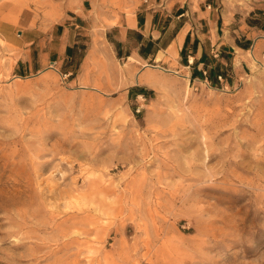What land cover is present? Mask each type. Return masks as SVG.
Instances as JSON below:
<instances>
[{
  "label": "rangeland",
  "instance_id": "1",
  "mask_svg": "<svg viewBox=\"0 0 264 264\" xmlns=\"http://www.w3.org/2000/svg\"><path fill=\"white\" fill-rule=\"evenodd\" d=\"M151 1L66 20L73 65L17 76L0 56V264H264V0H209L211 43L249 45L213 81L116 58L109 27Z\"/></svg>",
  "mask_w": 264,
  "mask_h": 264
},
{
  "label": "crops",
  "instance_id": "2",
  "mask_svg": "<svg viewBox=\"0 0 264 264\" xmlns=\"http://www.w3.org/2000/svg\"><path fill=\"white\" fill-rule=\"evenodd\" d=\"M95 1L0 0V56L11 60L9 69H12L13 74L42 73L46 70L42 68L47 62L59 68L61 58L64 59L67 53V63L73 65V49L78 41L72 39V29L68 31L64 28L65 21L73 20V25L80 27ZM128 8L124 10L129 11H121L120 19L109 27V33L116 31L118 35L110 43L118 60H135L142 67L139 69H146L152 62L166 65V58L172 57L177 68L171 70L190 74L192 79H216L229 71L225 69L228 65L225 54H233L234 49L245 50L238 46L243 41L237 38L234 39L235 45L230 46L228 51L220 37H215V44L211 43L212 39L206 36L208 32L205 28L211 27L218 35L221 28L220 15L212 9L209 0H152L148 7L136 5ZM172 9L175 12H170ZM40 19L57 26L61 34L38 37L33 31L18 29L24 23L29 25ZM121 21L123 25H120ZM199 26L202 27L200 31ZM115 43L120 44V57ZM185 46L186 55L183 57ZM77 49L80 51L79 47ZM51 58L58 60L51 61Z\"/></svg>",
  "mask_w": 264,
  "mask_h": 264
},
{
  "label": "trees",
  "instance_id": "3",
  "mask_svg": "<svg viewBox=\"0 0 264 264\" xmlns=\"http://www.w3.org/2000/svg\"><path fill=\"white\" fill-rule=\"evenodd\" d=\"M263 15H264V12H263ZM251 21H249L250 25L252 27H258L260 26L261 29H264V22L262 20H260L259 18H256V17H251L250 19ZM139 36V35H138ZM140 39H142V37H140ZM139 39V40H140ZM188 40V39H187ZM115 46L117 48V52H118V56L120 57L121 56V53L119 52V49H120V44L119 43H115ZM238 46L241 47L242 49H245V50H248L249 49V45L247 44H243V43H238ZM70 51V49L68 50V52ZM143 51H144V46L141 48V51L140 53L143 54ZM186 55V46L184 47L183 51H182V56L184 57ZM225 60L228 62L230 60V56L228 54H225L224 56ZM229 64V62H228ZM226 74H220L219 77H216L215 80H222L223 78H225ZM193 78H196L193 76ZM209 78V77H208ZM209 80L213 81V79H210ZM141 94H145L144 91H141Z\"/></svg>",
  "mask_w": 264,
  "mask_h": 264
},
{
  "label": "bare ground",
  "instance_id": "4",
  "mask_svg": "<svg viewBox=\"0 0 264 264\" xmlns=\"http://www.w3.org/2000/svg\"><path fill=\"white\" fill-rule=\"evenodd\" d=\"M251 57H252V59L255 61V57L253 56V54H251ZM147 79H149V78L147 77ZM147 82H148V81H147ZM147 82H145V83H147ZM150 83H151V82H150ZM150 83H149V84H150ZM154 83H156V82H154ZM149 84H148V85H149ZM152 84H153V83H152ZM150 85H151V84H150ZM137 139H138V138H137ZM134 140H135V139H134ZM126 141H127V140H126ZM123 142H124V141H123ZM130 142H131V141H130ZM147 143H148V142H147ZM127 144H128V143H127ZM130 144H131V143H130ZM137 144H139V143H137ZM186 144H187V143H186ZM107 145H109V144H107ZM110 145H111V144H110ZM110 145H109V147H110ZM122 145H123V144H122ZM122 145H121V146H122ZM125 145H126V144H125ZM181 145H182V144H181ZM187 145H188V144H187ZM187 145H186V147H188ZM189 145H190V144H189ZM146 146H147V145H146ZM113 147H114V146H113ZM113 147H110V148H113ZM123 147H124V146H123ZM147 147H148V146H147ZM106 148H107V147H106ZM125 148H126V147H125ZM118 149H119V148H118ZM129 149H130V148H128L127 150H129ZM146 149H147V148H146ZM119 150H121V149H119ZM150 150H151V149H150ZM103 151H105V150H103ZM115 151H116V150H115ZM101 152H102V151H101ZM118 152H119V151H118ZM136 153H137V152H136ZM146 153H147V152H146ZM94 154H95V153H94ZM100 154H102V153H100ZM113 154H114V153H113ZM130 154H131V153H130ZM90 156H91V155H90ZM116 156H117V155H116ZM131 156H132V155H131ZM91 157H92V156H91ZM147 157H148V156H147ZM94 160H96V159L94 158ZM98 160H99V159H98ZM116 160H117V159H116ZM92 161H93V160H92ZM133 161L136 162V160H135L134 158H133ZM117 162H118V161H117ZM119 162H120V161H119ZM115 170H116V169H115ZM90 186H91V185H90ZM108 189H109V188H108ZM111 192H112V191H111ZM148 246H149V245H148Z\"/></svg>",
  "mask_w": 264,
  "mask_h": 264
}]
</instances>
